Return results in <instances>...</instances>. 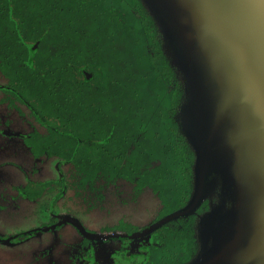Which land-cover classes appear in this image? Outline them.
Returning a JSON list of instances; mask_svg holds the SVG:
<instances>
[{"label": "flooded vegetation", "instance_id": "obj_1", "mask_svg": "<svg viewBox=\"0 0 264 264\" xmlns=\"http://www.w3.org/2000/svg\"><path fill=\"white\" fill-rule=\"evenodd\" d=\"M9 43L14 47L8 50L15 52L17 44L14 40ZM38 46L36 42L32 49ZM13 57L3 55L0 48V127L7 136L22 137L29 155L25 152L22 155L19 149L5 142L0 145V191L39 203L37 209L45 222L28 233L0 236V244L19 246L38 233L56 232L70 222L76 228L77 240L65 243L58 253H45L50 260L46 264H51V260L55 264L187 263L198 249L196 240L189 241L188 227L196 224L198 216L208 207L204 201L194 212L196 215L170 218L188 203L190 167L175 165L168 145L164 144L161 150L157 148L158 136L142 135L145 132L140 125L135 138L111 137V134L107 138L108 106L96 109L98 132L92 130L95 128L92 120H87L86 137L79 135L72 112L42 102L35 104L28 89L20 90L11 83L2 66ZM81 72L78 81L88 82L90 93L98 77L85 68ZM139 87L142 93V83ZM150 87L153 94L149 98L155 105L160 95L158 85ZM137 107L138 111L142 110L141 106ZM9 113L15 114L22 125L27 123L31 131L23 134L7 127ZM121 130L124 132L125 128ZM47 161H53L50 179L40 177L41 166ZM14 175L19 177V182L14 181ZM112 202L119 203L114 210L111 208L105 214L97 212L96 209H107L106 204ZM17 204L20 203L12 202L11 206ZM80 205L84 206L83 213L78 210ZM144 212L148 213L147 217L143 216ZM80 214L88 215L92 229L80 221L77 217ZM96 219L101 220L96 226L99 230L93 229Z\"/></svg>", "mask_w": 264, "mask_h": 264}, {"label": "water", "instance_id": "obj_2", "mask_svg": "<svg viewBox=\"0 0 264 264\" xmlns=\"http://www.w3.org/2000/svg\"><path fill=\"white\" fill-rule=\"evenodd\" d=\"M184 81L198 216L186 264H264V0H144ZM215 199V200H213Z\"/></svg>", "mask_w": 264, "mask_h": 264}, {"label": "trees", "instance_id": "obj_3", "mask_svg": "<svg viewBox=\"0 0 264 264\" xmlns=\"http://www.w3.org/2000/svg\"><path fill=\"white\" fill-rule=\"evenodd\" d=\"M0 24L2 54L14 56L2 69L13 85L28 89L35 104L72 112L83 137L87 120L98 132L96 109L107 106V138H135L139 125L142 135H157V148L168 145L174 164L190 167L189 203L195 155L180 129L184 81L144 0H0ZM13 40L15 52L8 50ZM83 68L98 77L90 93L88 82L78 81ZM155 84L160 95L153 105L149 96ZM195 225L188 227L189 241L196 240L199 249Z\"/></svg>", "mask_w": 264, "mask_h": 264}, {"label": "rangeland", "instance_id": "obj_4", "mask_svg": "<svg viewBox=\"0 0 264 264\" xmlns=\"http://www.w3.org/2000/svg\"><path fill=\"white\" fill-rule=\"evenodd\" d=\"M2 111L4 110L2 109ZM8 117L10 122L7 123V127L20 131L23 134H26L27 131H31V128L29 130L27 123L22 125L20 119H17L15 114L9 113ZM3 129L4 128L0 127V145L5 142L8 146H15L14 148H16V150L19 149L22 155V152L29 155L27 144L24 140L22 141V139H20L22 137L7 136L2 133ZM52 165L53 161H47L41 166V169H43L40 174L41 178H53L50 177V175L53 174L51 171ZM14 178V181L19 182V177L17 175H14ZM19 197L20 196H17L16 194L8 196L4 191H0V236L17 234L22 231L28 233L29 231L38 228L40 224L45 222L44 215L37 209L39 208V203L26 199L23 201V199ZM12 202H18L20 204L11 206ZM117 203L118 202H112L111 205L107 203V209L100 210V208H98L96 210L101 214H105L111 208L114 210ZM73 206L75 209L76 204L74 203ZM78 210L83 213L84 206L80 205ZM112 212L108 213L109 216L113 214ZM143 216L147 217L148 213L144 212ZM77 217L82 223L86 224L89 229H92L87 222L88 215L80 214V216ZM89 219L91 222L93 218L90 216ZM99 222H101V220L96 219L94 221V230H99V228L96 227ZM76 234L77 232L75 226L68 222L61 230H57L56 232L50 231L42 233L41 235L38 233L35 236L28 238L24 244L19 246L11 247L0 244V264H46L50 260L47 256H45V253L49 255L54 254V252L58 253L65 243H72L77 240ZM52 245H57L58 247L52 248ZM55 263L56 262H54V260H51V264Z\"/></svg>", "mask_w": 264, "mask_h": 264}]
</instances>
